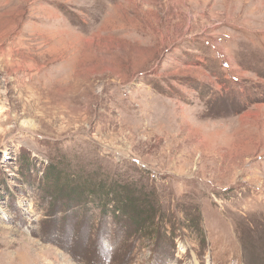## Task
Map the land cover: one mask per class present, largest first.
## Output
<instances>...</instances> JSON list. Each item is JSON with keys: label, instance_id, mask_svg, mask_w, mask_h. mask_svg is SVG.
<instances>
[{"label": "rangeland", "instance_id": "374dc122", "mask_svg": "<svg viewBox=\"0 0 264 264\" xmlns=\"http://www.w3.org/2000/svg\"><path fill=\"white\" fill-rule=\"evenodd\" d=\"M0 107V264H264V0H0Z\"/></svg>", "mask_w": 264, "mask_h": 264}, {"label": "trees", "instance_id": "16d2710c", "mask_svg": "<svg viewBox=\"0 0 264 264\" xmlns=\"http://www.w3.org/2000/svg\"><path fill=\"white\" fill-rule=\"evenodd\" d=\"M46 178L57 195L54 201L59 202V208L84 211L94 204L104 215L110 213L117 219L129 220L131 232L139 235L156 226L155 208L150 206L147 197L136 195L133 188L108 185L106 181L98 182L91 177L76 179L74 174L66 173L63 178V173L54 166L49 168Z\"/></svg>", "mask_w": 264, "mask_h": 264}, {"label": "bare ground", "instance_id": "6f19581e", "mask_svg": "<svg viewBox=\"0 0 264 264\" xmlns=\"http://www.w3.org/2000/svg\"><path fill=\"white\" fill-rule=\"evenodd\" d=\"M29 81V80H28ZM32 86V85H31ZM33 87V86H32ZM19 101V100H18ZM34 101V100H33ZM1 108V107H0ZM30 109V108H29Z\"/></svg>", "mask_w": 264, "mask_h": 264}]
</instances>
